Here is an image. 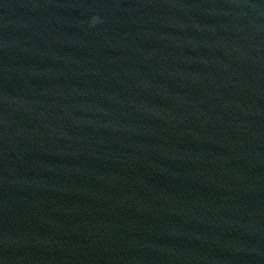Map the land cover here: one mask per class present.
I'll return each mask as SVG.
<instances>
[{
    "label": "water",
    "instance_id": "water-1",
    "mask_svg": "<svg viewBox=\"0 0 264 264\" xmlns=\"http://www.w3.org/2000/svg\"><path fill=\"white\" fill-rule=\"evenodd\" d=\"M0 264H264V0H0Z\"/></svg>",
    "mask_w": 264,
    "mask_h": 264
},
{
    "label": "clouds",
    "instance_id": "clouds-1",
    "mask_svg": "<svg viewBox=\"0 0 264 264\" xmlns=\"http://www.w3.org/2000/svg\"><path fill=\"white\" fill-rule=\"evenodd\" d=\"M93 23H96V21L94 20Z\"/></svg>",
    "mask_w": 264,
    "mask_h": 264
}]
</instances>
